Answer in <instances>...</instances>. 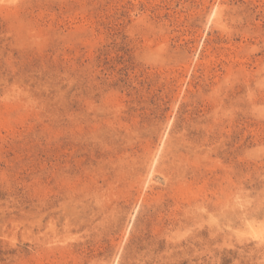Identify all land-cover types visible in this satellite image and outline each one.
<instances>
[{
    "label": "rangeland",
    "instance_id": "rangeland-1",
    "mask_svg": "<svg viewBox=\"0 0 264 264\" xmlns=\"http://www.w3.org/2000/svg\"><path fill=\"white\" fill-rule=\"evenodd\" d=\"M0 264H264V0H0Z\"/></svg>",
    "mask_w": 264,
    "mask_h": 264
}]
</instances>
